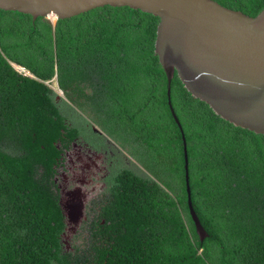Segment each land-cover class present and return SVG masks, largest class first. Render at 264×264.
Here are the masks:
<instances>
[{
	"label": "trees",
	"instance_id": "1",
	"mask_svg": "<svg viewBox=\"0 0 264 264\" xmlns=\"http://www.w3.org/2000/svg\"><path fill=\"white\" fill-rule=\"evenodd\" d=\"M213 1L250 17L264 8ZM158 22L128 7L54 24L0 10V264H264V135L222 120L174 73L191 204L208 233L200 242L182 133L154 55ZM85 117L141 169L116 161L104 192L112 198L66 252L55 176Z\"/></svg>",
	"mask_w": 264,
	"mask_h": 264
},
{
	"label": "water",
	"instance_id": "2",
	"mask_svg": "<svg viewBox=\"0 0 264 264\" xmlns=\"http://www.w3.org/2000/svg\"><path fill=\"white\" fill-rule=\"evenodd\" d=\"M104 6L140 9L159 19L154 55L167 77V103L182 133L187 208L202 242L208 233L191 204L185 134L170 104V86L176 73L186 91L222 120L264 135V8L250 17L213 0H0V10L33 21L69 19ZM80 195L77 188L60 192L59 207L71 230L82 217Z\"/></svg>",
	"mask_w": 264,
	"mask_h": 264
},
{
	"label": "flooded vegetation",
	"instance_id": "3",
	"mask_svg": "<svg viewBox=\"0 0 264 264\" xmlns=\"http://www.w3.org/2000/svg\"><path fill=\"white\" fill-rule=\"evenodd\" d=\"M85 127L87 131H83L81 136L74 139L64 152L62 165L55 176L59 199L61 191L73 190L75 187L81 193L78 199L82 207L79 224L71 230L63 219L65 232L62 244L66 252L72 250V239L77 236L81 227L87 225L90 228L96 219L100 218L107 201L112 198L104 192L116 161L123 159L129 168L134 162L127 151L102 134L103 131L96 124L91 122ZM116 156L118 158H115Z\"/></svg>",
	"mask_w": 264,
	"mask_h": 264
},
{
	"label": "rangeland",
	"instance_id": "4",
	"mask_svg": "<svg viewBox=\"0 0 264 264\" xmlns=\"http://www.w3.org/2000/svg\"><path fill=\"white\" fill-rule=\"evenodd\" d=\"M52 24H54L55 23V19L54 18H51V20L53 21H51L50 20V17H46ZM15 67H18V66H15ZM17 70V69H16ZM26 74H27V72H26ZM28 75V74H27ZM28 76H30V75H28ZM57 85H58V83H57V80L56 79H54L53 81H52V85H51V88L58 94V96L59 97H61V98H64V95H63V93L58 89V87H57ZM85 119H86V121L89 123V124H91V122L92 121H90V119H88L87 117H85ZM93 123V122H92ZM133 163V165H135L138 169L140 168L135 162H132ZM64 164H65V159H64ZM141 169V168H140ZM76 188V187H75ZM72 190V189H71ZM70 191V190H69Z\"/></svg>",
	"mask_w": 264,
	"mask_h": 264
},
{
	"label": "built area",
	"instance_id": "5",
	"mask_svg": "<svg viewBox=\"0 0 264 264\" xmlns=\"http://www.w3.org/2000/svg\"><path fill=\"white\" fill-rule=\"evenodd\" d=\"M14 68L17 69V71H18L19 73H22L23 75H27V74H28V73L26 74V71H25L23 68H21V67H15V66H14ZM28 75H29V74H28Z\"/></svg>",
	"mask_w": 264,
	"mask_h": 264
},
{
	"label": "bare ground",
	"instance_id": "6",
	"mask_svg": "<svg viewBox=\"0 0 264 264\" xmlns=\"http://www.w3.org/2000/svg\"><path fill=\"white\" fill-rule=\"evenodd\" d=\"M52 17H50V20H51ZM52 21V20H51ZM53 22V21H52Z\"/></svg>",
	"mask_w": 264,
	"mask_h": 264
}]
</instances>
